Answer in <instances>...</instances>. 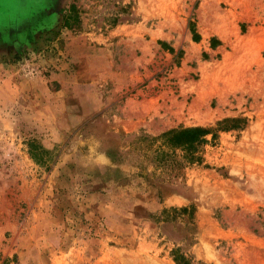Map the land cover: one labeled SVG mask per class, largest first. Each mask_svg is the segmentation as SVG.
<instances>
[{"label":"rangeland","instance_id":"obj_1","mask_svg":"<svg viewBox=\"0 0 264 264\" xmlns=\"http://www.w3.org/2000/svg\"><path fill=\"white\" fill-rule=\"evenodd\" d=\"M224 118L200 163L156 166L163 132ZM176 247L264 264V0H0V264Z\"/></svg>","mask_w":264,"mask_h":264},{"label":"trees","instance_id":"obj_2","mask_svg":"<svg viewBox=\"0 0 264 264\" xmlns=\"http://www.w3.org/2000/svg\"><path fill=\"white\" fill-rule=\"evenodd\" d=\"M76 17L77 9L76 6L72 4L68 12L64 14L63 25L69 27L73 22L76 23ZM191 30L193 39L197 40L198 35L194 33L193 28ZM170 50L173 49L171 48ZM244 124V119L224 118L217 121L215 127H178L165 131L160 137L162 138V144L166 147H157L153 150L156 166L169 167L171 170L177 171L186 164L200 163L202 160L200 149L201 146L208 142L207 135H210L211 139H215L218 131L240 128ZM177 151H180L179 156ZM30 153L32 157H37V148L31 147ZM182 211H186V209ZM165 212L166 210L163 211V213ZM171 254L176 264H191V259H189L179 247L172 249ZM2 264H9V260H4Z\"/></svg>","mask_w":264,"mask_h":264}]
</instances>
